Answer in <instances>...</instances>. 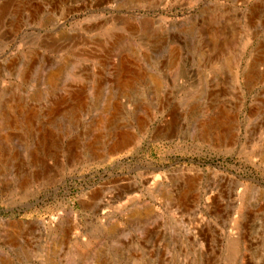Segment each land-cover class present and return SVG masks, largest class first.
Here are the masks:
<instances>
[{"label": "rangeland", "instance_id": "rangeland-1", "mask_svg": "<svg viewBox=\"0 0 264 264\" xmlns=\"http://www.w3.org/2000/svg\"><path fill=\"white\" fill-rule=\"evenodd\" d=\"M0 264H264V0H0Z\"/></svg>", "mask_w": 264, "mask_h": 264}, {"label": "water", "instance_id": "water-1", "mask_svg": "<svg viewBox=\"0 0 264 264\" xmlns=\"http://www.w3.org/2000/svg\"><path fill=\"white\" fill-rule=\"evenodd\" d=\"M62 25H59L58 27H61Z\"/></svg>", "mask_w": 264, "mask_h": 264}]
</instances>
